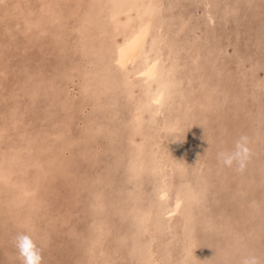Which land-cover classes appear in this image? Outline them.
<instances>
[{"label":"rangeland","instance_id":"374dc122","mask_svg":"<svg viewBox=\"0 0 264 264\" xmlns=\"http://www.w3.org/2000/svg\"><path fill=\"white\" fill-rule=\"evenodd\" d=\"M0 264H264V0H0Z\"/></svg>","mask_w":264,"mask_h":264},{"label":"bare ground","instance_id":"6f19581e","mask_svg":"<svg viewBox=\"0 0 264 264\" xmlns=\"http://www.w3.org/2000/svg\"><path fill=\"white\" fill-rule=\"evenodd\" d=\"M22 2V1H21ZM143 30V29H142ZM140 37H142V34H141V32H140V34L138 35V41H139V43H138V45L137 46H135V47H133L132 49H131V51H130V53L128 54V52H127V57H126V59L124 60V63L126 64V65H131V64H134V62L136 61V59L138 58V56H140V51H141V47H142V45H143V40H142V38L141 39H139ZM135 42V41H134ZM133 42V43H134ZM132 43V44H133ZM130 48H131V46H130ZM130 50V49H129ZM153 96H151V98H152ZM7 167H9L8 165H6ZM17 172V171H16ZM165 173V172H164ZM29 191H31V189H29ZM22 193L23 194H27L28 193V190L26 189V190H24V191H22ZM26 197H27V195H25ZM33 203V202H32Z\"/></svg>","mask_w":264,"mask_h":264}]
</instances>
